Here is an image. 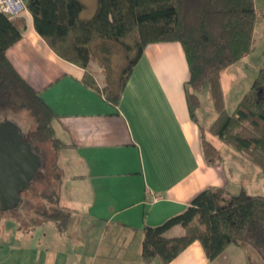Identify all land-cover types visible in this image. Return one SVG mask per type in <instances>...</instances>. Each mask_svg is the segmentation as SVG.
Returning <instances> with one entry per match:
<instances>
[{
	"label": "crops",
	"instance_id": "1",
	"mask_svg": "<svg viewBox=\"0 0 264 264\" xmlns=\"http://www.w3.org/2000/svg\"><path fill=\"white\" fill-rule=\"evenodd\" d=\"M81 1L88 8V1ZM255 7L257 26L264 0H255ZM16 20L24 31L6 57L55 114L54 135L64 146L56 158L57 201L72 214L62 230L35 214L34 224L22 225L21 217L1 213L0 264H144L146 227L183 212L207 188L249 192L242 184L241 160L232 159L229 166L223 156L216 164L204 157L200 125L209 128L216 111L204 91L199 94L202 121L191 118L185 93L190 72L181 43L148 45L114 106L83 84L82 68L51 49L29 10ZM185 233L176 225L165 236ZM248 255L259 262L235 245L210 261L195 241L169 264H250Z\"/></svg>",
	"mask_w": 264,
	"mask_h": 264
},
{
	"label": "trees",
	"instance_id": "2",
	"mask_svg": "<svg viewBox=\"0 0 264 264\" xmlns=\"http://www.w3.org/2000/svg\"><path fill=\"white\" fill-rule=\"evenodd\" d=\"M96 3V11L89 19L82 17L87 7L81 0H29L27 8L36 31L51 49L60 58L82 68L83 84L100 92L114 106L119 104L132 70L148 45L181 43L190 72L185 93L191 118L198 123L199 94L204 91L211 94L216 111V118L207 130L200 125L206 161L209 164L222 161L206 138L209 132L251 160L264 174V63L233 111L227 108L221 79L225 69L253 51L255 0H96ZM23 31L16 19L10 20L0 13V117L27 113L35 128L26 140L34 151V145H50L56 159L64 146L54 135L55 114L6 57V51L20 41ZM115 48L123 55V65L114 76L115 71L107 66L105 85H100L90 63L96 60L106 64ZM38 192L35 197L42 203L34 207L29 200L27 208L40 221H53L60 229L66 228L72 212L58 204L57 190L49 192L45 188ZM34 221L30 219L27 223L32 225ZM176 225L186 229L185 235L166 237L165 233ZM195 241L200 242L210 261L234 245H249L264 261V196L252 195L245 189L238 194L223 188L201 191L183 212L160 225L145 228L143 263L159 259L169 264Z\"/></svg>",
	"mask_w": 264,
	"mask_h": 264
},
{
	"label": "rangeland",
	"instance_id": "3",
	"mask_svg": "<svg viewBox=\"0 0 264 264\" xmlns=\"http://www.w3.org/2000/svg\"><path fill=\"white\" fill-rule=\"evenodd\" d=\"M88 1V8L84 13L87 17H92L95 13V5L96 0H87ZM97 7V6H96ZM259 6L258 8H260ZM261 18L257 22L256 30L253 36V51L249 55L242 58L240 61L235 63L234 65L230 66L229 68L225 69L222 72V83H223V90L224 94H226V102L229 111H233V108L237 105L240 101L242 96L249 90L252 83L254 82L257 74L264 63V14L263 12H259ZM123 65V55L118 48L114 49L113 54L107 58L106 64H101L99 61L92 60L90 63V70L95 75L97 81L100 85H105V73L107 70V66L111 67L113 71V76L116 75V71L121 68ZM208 91L205 92L207 94ZM204 94V93H202ZM209 94V93H208ZM204 101L206 95H204ZM203 110L205 114H207L208 109L206 108L205 104H203ZM198 117L202 121L201 112H197ZM11 120L17 123L24 134L25 138L29 137L31 131L35 128V124L33 119L27 115V113H20L17 115L12 116H3L0 117V121ZM206 127V126H204ZM208 128H206L207 130ZM207 136V135H206ZM207 138V137H206ZM213 144L214 148L217 152L223 156V159L230 164V161L233 159H239L242 162L241 168L245 169L243 176L242 184L244 187L252 194V195H260L264 196V174L260 171V169L249 159L243 157L244 155L237 152L236 150L232 149L229 145L221 141L216 137H212L211 135L207 138ZM35 152L40 155L42 159V166L39 170L36 178L30 184L28 188V193H23L22 200L23 202L20 204L18 209L13 211L7 212L8 215L14 216L16 219L17 216L20 218H24L22 222L24 225L27 223L26 220L31 219V215L34 214L32 210H29L27 207V201L37 207L42 203V201L35 197L38 193L42 192L45 188H49V192L53 191L57 187V175L59 173L58 168L56 167V154L53 152L50 145H34ZM232 165V164H231ZM229 165V166H231ZM258 172V175L255 173ZM245 177V178H244ZM37 179V180H36ZM36 180V181H35ZM232 190L235 189L234 194H238L240 190H236L235 186H232ZM38 195V194H37ZM27 208V209H26ZM24 211V213H23ZM4 213V212H2ZM25 214V216H22ZM20 218V219H21ZM245 250L247 252H253L259 262L264 264V261L261 259L260 255L249 245H245ZM248 260L250 264H260L258 261H253L252 256L248 255Z\"/></svg>",
	"mask_w": 264,
	"mask_h": 264
},
{
	"label": "water",
	"instance_id": "4",
	"mask_svg": "<svg viewBox=\"0 0 264 264\" xmlns=\"http://www.w3.org/2000/svg\"><path fill=\"white\" fill-rule=\"evenodd\" d=\"M42 166V159L19 125L0 122V212L18 209Z\"/></svg>",
	"mask_w": 264,
	"mask_h": 264
},
{
	"label": "built area",
	"instance_id": "5",
	"mask_svg": "<svg viewBox=\"0 0 264 264\" xmlns=\"http://www.w3.org/2000/svg\"><path fill=\"white\" fill-rule=\"evenodd\" d=\"M27 4L23 0H0V13L10 20L17 19L27 12Z\"/></svg>",
	"mask_w": 264,
	"mask_h": 264
}]
</instances>
